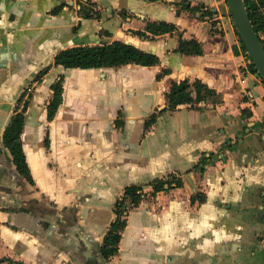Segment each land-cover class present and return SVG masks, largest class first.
<instances>
[{
	"label": "crops",
	"instance_id": "0c3cea01",
	"mask_svg": "<svg viewBox=\"0 0 264 264\" xmlns=\"http://www.w3.org/2000/svg\"><path fill=\"white\" fill-rule=\"evenodd\" d=\"M83 1L97 4L101 18H82L79 0H0V264H264V82L254 74L240 83L227 0ZM150 21L178 30L134 34ZM180 38L196 39L203 54L176 52ZM118 40L160 63L52 67L34 82L62 50ZM59 75L63 103L49 121ZM186 79L215 98L170 110L166 93ZM27 89L21 137L34 184L4 145ZM170 176L182 186L154 194V183ZM132 186L142 187L143 199L126 213L118 256L106 260L101 245L115 203ZM198 193L204 201L193 204Z\"/></svg>",
	"mask_w": 264,
	"mask_h": 264
},
{
	"label": "trees",
	"instance_id": "16d2710c",
	"mask_svg": "<svg viewBox=\"0 0 264 264\" xmlns=\"http://www.w3.org/2000/svg\"><path fill=\"white\" fill-rule=\"evenodd\" d=\"M78 4L80 6L79 14L82 18H101V12L98 9L97 4L83 0H79ZM245 4L255 30L264 45V0H245ZM65 6L66 2L63 1L51 13L54 15L59 14ZM177 6H181L182 9H191V7L187 6L185 2L179 3ZM120 14L124 17L123 12ZM144 30L145 31H134V34L146 38H149L148 33L152 36H162L177 31L178 27L176 24L167 21H150L147 22ZM235 32L240 40V51L238 54L240 56L241 53H244L247 56L246 48L240 39L236 26ZM176 52L185 55H202L204 51L202 45L196 39L186 40L180 38ZM159 63L160 58L156 54L148 53L132 44L120 40L114 41L111 44L80 45L60 51L55 56L54 63L39 72L35 77L34 82H42V79L49 73L52 67H62L64 69H101L118 68L131 64L149 67L155 66ZM249 69L254 74L258 73L252 62L249 65ZM168 73V70H164L159 78ZM64 80V75H59L51 86L53 93L49 100V104L47 105V117L49 121H52L55 118L59 107L63 103ZM215 96L216 92L206 84L199 80L190 83L187 79L180 82H174L166 93V99L169 103L170 110H176L178 106L185 104L192 106L196 102L207 101L215 98ZM26 97H28L27 100H25ZM31 99L32 92L27 89L18 101V106L24 102L22 110L20 112L18 111L12 117L11 123L5 132L4 145L9 150L20 176L26 179L30 184H34V179L27 161L21 137L25 121V113L28 110ZM243 100H250L248 90L244 93ZM242 113L248 117L252 116L251 110L248 109H243ZM156 122L157 114L151 115L145 124L146 131ZM46 144L49 145L48 139L46 140ZM173 178L174 177L170 176L167 180H157L153 185V193L156 194L165 190L167 184L169 185V189L172 188V184L174 183L178 186H182V181L180 179L176 180V178ZM141 190L142 187H128L124 192V196L115 203L114 212L116 214V219L111 224L109 231L104 238L103 244L101 245V254L104 259L111 260L118 256L122 241V233L127 228L126 213L129 211L130 207H137L141 203L143 199V193L140 192ZM203 201L204 197L200 193L194 195L192 198L193 204H201Z\"/></svg>",
	"mask_w": 264,
	"mask_h": 264
},
{
	"label": "water",
	"instance_id": "95a60500",
	"mask_svg": "<svg viewBox=\"0 0 264 264\" xmlns=\"http://www.w3.org/2000/svg\"><path fill=\"white\" fill-rule=\"evenodd\" d=\"M227 2L246 52L264 81V45L249 17L245 0H227Z\"/></svg>",
	"mask_w": 264,
	"mask_h": 264
},
{
	"label": "built area",
	"instance_id": "2783aa9c",
	"mask_svg": "<svg viewBox=\"0 0 264 264\" xmlns=\"http://www.w3.org/2000/svg\"><path fill=\"white\" fill-rule=\"evenodd\" d=\"M247 56L244 53L240 54V57H241V70L240 71H241V76H242L240 79V83H242V84H245L246 81L248 80V78L250 76L254 75V73H252L249 69V65L252 62V60H251V58H249L248 54H247ZM255 75H257L258 79H260L262 81V78L260 77V75L258 73Z\"/></svg>",
	"mask_w": 264,
	"mask_h": 264
},
{
	"label": "flooded vegetation",
	"instance_id": "af4514ba",
	"mask_svg": "<svg viewBox=\"0 0 264 264\" xmlns=\"http://www.w3.org/2000/svg\"><path fill=\"white\" fill-rule=\"evenodd\" d=\"M16 170V172L18 173V171H17V169H15ZM19 174V173H18ZM20 175V174H19ZM22 177V176H21ZM103 244V243H102Z\"/></svg>",
	"mask_w": 264,
	"mask_h": 264
},
{
	"label": "rangeland",
	"instance_id": "374dc122",
	"mask_svg": "<svg viewBox=\"0 0 264 264\" xmlns=\"http://www.w3.org/2000/svg\"><path fill=\"white\" fill-rule=\"evenodd\" d=\"M234 24V23H233ZM32 83H33V81H32ZM32 87H33V85H32ZM32 92V91H31ZM28 98V97H27ZM18 103V102H17ZM17 105V104H16ZM131 208V207H130Z\"/></svg>",
	"mask_w": 264,
	"mask_h": 264
}]
</instances>
